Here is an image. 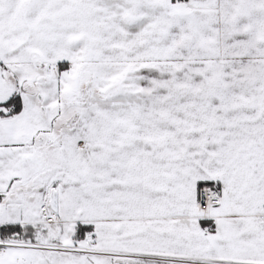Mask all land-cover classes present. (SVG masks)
<instances>
[{
  "label": "snow or ice",
  "instance_id": "obj_1",
  "mask_svg": "<svg viewBox=\"0 0 264 264\" xmlns=\"http://www.w3.org/2000/svg\"><path fill=\"white\" fill-rule=\"evenodd\" d=\"M0 264H264V0H0Z\"/></svg>",
  "mask_w": 264,
  "mask_h": 264
}]
</instances>
